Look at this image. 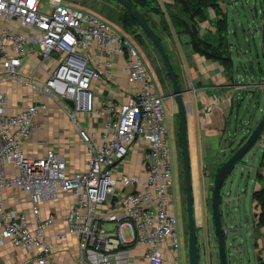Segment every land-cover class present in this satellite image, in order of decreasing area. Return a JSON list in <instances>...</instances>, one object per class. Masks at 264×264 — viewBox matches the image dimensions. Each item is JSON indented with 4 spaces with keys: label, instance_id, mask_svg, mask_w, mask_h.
<instances>
[{
    "label": "built area",
    "instance_id": "2783aa9c",
    "mask_svg": "<svg viewBox=\"0 0 264 264\" xmlns=\"http://www.w3.org/2000/svg\"><path fill=\"white\" fill-rule=\"evenodd\" d=\"M92 49L97 60L93 67ZM118 58L129 81L139 87L122 102L99 99L92 83L101 76L113 79ZM3 85L28 87L61 106L74 125L87 114L101 120L102 127L77 130L86 153L85 169L68 173L54 149L48 148L42 157L22 150L48 105L33 103L10 114L9 96L0 89V247L7 242L20 251L18 264H50L53 245L48 231L57 217L41 218L40 206L69 193L72 207L63 218L64 230L54 238L76 239L78 264H130L135 245L145 247L144 264H168L166 256L178 264L165 97L132 43L102 18L64 0H0ZM231 102L229 95L223 99V104ZM212 109L211 103L203 111L210 114ZM139 146L146 149L141 173L119 172ZM6 190L27 196L30 217L5 207ZM114 198L118 211L100 217L98 207ZM103 222L112 229L105 230Z\"/></svg>",
    "mask_w": 264,
    "mask_h": 264
},
{
    "label": "crops",
    "instance_id": "0c3cea01",
    "mask_svg": "<svg viewBox=\"0 0 264 264\" xmlns=\"http://www.w3.org/2000/svg\"><path fill=\"white\" fill-rule=\"evenodd\" d=\"M142 1L146 4L145 7L135 6L134 11L159 37L175 72L179 88L185 92L182 98L187 105V132L195 220L197 225L200 224V231L203 230L205 236L207 264H219L217 241L211 218L214 178L220 166L239 148V146L236 148L239 143L241 145L244 143L264 113V105L261 106V97L264 94V70L257 62L260 54L264 59V24L258 30L261 34V51L255 49L256 62L259 65L262 79L256 81L257 78L253 77V65L250 66V74L249 72L245 74V71L239 73V67L245 65H242L243 61L240 60L244 57L241 42H245V28L248 18L244 6L247 4V0ZM258 1L261 5L260 10H250L253 21L254 16H258L259 13L263 16L264 0ZM71 6L79 8L78 6ZM153 10L159 11V14L152 12ZM161 15L168 23L167 32L161 29ZM222 16L225 17L226 32L220 35L218 22ZM176 20L180 23L177 24ZM111 27L126 39H129L131 29L139 28H124L118 19ZM193 38L198 45L211 46L212 49L218 46L222 48L223 52H220V55L219 53L218 55L210 53V57H205L194 50ZM233 47H236L238 51L237 65L234 63ZM93 50L90 52V66L92 67L97 61ZM218 56L223 59L229 58L231 68H224L216 59ZM28 62L33 65L32 59ZM146 67L153 77L158 91L165 98L169 97L165 95L159 81L157 83L155 80V78L158 80L156 74L148 66ZM113 76L111 80L101 76L97 81H94L91 87L92 93L99 99L112 98L122 102L129 93L136 91L139 87L138 84L129 81L123 69L121 58L116 61ZM250 78L254 81L249 80ZM233 79L248 80V82L232 84ZM0 89L9 96L8 113L10 114L17 113L28 105L38 102L45 103L49 107L48 112L38 116L36 131L23 144L22 150L25 155L42 157L48 148H52L64 159L68 173L85 169L86 153L81 145L77 130L101 129V120L83 114L80 115L78 124L74 125L61 106L33 93L28 87L3 85ZM238 91L239 93H237ZM226 95L233 98L232 104L229 106L223 104L222 99ZM214 100H218L219 103L214 104ZM234 102L238 103L236 112L233 110ZM211 103L213 107L211 113L205 114L204 107ZM65 104L68 105L62 103L64 106ZM175 108L173 105L171 115L173 114L172 120H174V132L176 134V130H180V121L179 112ZM59 111L63 113L64 121L59 119ZM176 119L178 120V127L175 126ZM166 121L169 136L167 114ZM255 146V150L242 160L222 188L220 205L222 224L227 233L232 236L231 240L237 239L234 248L236 252L234 264H264V226L259 227L257 225L261 209L253 199L255 192L264 189V132ZM233 148H236L234 152L232 151ZM145 158V146H139L129 155L126 165L119 167L118 171H124L130 175L140 174ZM176 199L177 195L174 193L170 211L178 218L180 214H184L186 206L181 186L179 197ZM116 200L118 199L114 198L110 203L99 206L98 215L104 218L110 213L118 211ZM2 201L7 209L16 210L28 217L31 216L29 199L23 192L6 190L3 193ZM72 203V195L68 193L60 194L56 199L47 201L40 206L41 218L51 214L57 217V222L48 231L53 245L50 264H78L76 239L70 237L66 241H58L54 238L55 234L64 230L63 218L72 207ZM102 225L107 231L113 227L107 222H103ZM107 226L110 228L106 229ZM247 237L250 240V245L247 243L245 245ZM213 239L214 244L212 242L211 246L208 245V240ZM144 250V246L135 245L130 253V264H144L141 261ZM20 257V251L13 248L9 243L6 242L0 247L1 264H18ZM166 259L168 264H172L170 256H166Z\"/></svg>",
    "mask_w": 264,
    "mask_h": 264
},
{
    "label": "rangeland",
    "instance_id": "374dc122",
    "mask_svg": "<svg viewBox=\"0 0 264 264\" xmlns=\"http://www.w3.org/2000/svg\"><path fill=\"white\" fill-rule=\"evenodd\" d=\"M64 1L68 4L78 6L79 8H81L87 12L95 14L96 16L102 18L104 21H106L111 26H112V24H114V22L117 21L118 16L120 14L124 13V8L119 3L111 2L108 0H64ZM246 3L247 4L244 6V9L246 11L248 21H247V26L245 28V42H243V41L241 42L242 51L244 52V57L242 58V60H240V61H243L242 65H244V64L245 65L242 67L241 66L239 67V73H242L243 71H245L244 73L247 74L249 72L250 66L253 65V67H252L253 68V77L257 78L256 81L257 80L259 81L260 78L262 79V76H261L260 71H259L258 63L261 65L262 69L264 70V59H263L262 54H260L259 60L257 61V58L255 56L256 55L255 49H257V51L258 50L261 51V45H260L261 44V34H260V31H258V30L262 27L263 16L261 15V13H259L258 16H254V21H253L252 20L253 16H252V13H250V10H253V9L254 10L255 9L260 10L261 5L259 4L258 0H247ZM128 40L132 44L134 42L133 45L136 46V47L135 46L134 47L139 52L140 57H141L144 65L148 66L149 69L152 70L156 74V77L158 78V80L156 78H155V80L157 81V83L159 81L163 91L165 92V95L166 96L171 95L172 86H171L170 79H169V77H168V75H167V73L163 67L161 58H160L159 54L157 53L156 49L154 48V46L152 45V43L146 38L144 33L139 28L131 29ZM239 40H240V38H239ZM247 46H248V48H247ZM247 50H248V52H247ZM208 51L212 54H217V55H218V53L220 55V52H223L222 48H219L218 46L216 48H213V49L211 48V46H209ZM232 52L234 54L233 58L235 59L234 63H235V65H237V61H236V57H238L237 48L233 47ZM248 53H249V55H248ZM154 73H153V75H154ZM249 74H250V72H249ZM249 80H253V79L250 78ZM237 82L247 83L248 80H241L240 81V79L239 80L233 79L231 81L232 84L237 83ZM238 87H240V86H238ZM237 93H239V91ZM226 96H224L223 99ZM232 101H233V98H232ZM231 104H232V102H231ZM173 105L176 107L175 109L178 112V108H177L175 101L169 97L165 98L164 107H165V112L167 114L168 126H169V130H170L169 131V143H170V149L172 152V159L171 160H172V172H173V187H174V193L177 195V199H178L179 193H180V186H181V189L184 193L185 203H186L185 181H184L183 164H182V156H181V137L179 135V133H180L179 129L176 130V134L174 132V120H172L173 114L171 115ZM263 105H264V94L261 97V106H263ZM237 109H238V103L234 102V104H233L234 112H236ZM59 112H60L59 119L61 121H64V117L62 115L63 113L61 111H59ZM175 126L178 127V120L177 119L175 121ZM255 148H256V146H254L245 155V157H247V155L251 154L252 151L255 150ZM241 162H242V160H241ZM105 228L109 229L110 226H107ZM202 231L203 230L200 231V224L198 223V225H197V242L199 245V251H198L199 264H207V248L205 245V236H204V233ZM212 232H213V230H212ZM177 238H178V262H179V264H188V255H187L188 224H187V217H186V206H185L184 214L183 215L180 214V216L177 218ZM227 238H228V240H227L228 261L230 264H234V262H236V252L233 249H231V243H230L231 241L230 240H231L232 236L229 233H227ZM246 240L247 241L245 242V245H246V243L248 245H250V240L248 237L246 238ZM212 242L214 244V239L211 241L208 240V245L211 246ZM208 245H207V247H208Z\"/></svg>",
    "mask_w": 264,
    "mask_h": 264
},
{
    "label": "water",
    "instance_id": "95a60500",
    "mask_svg": "<svg viewBox=\"0 0 264 264\" xmlns=\"http://www.w3.org/2000/svg\"><path fill=\"white\" fill-rule=\"evenodd\" d=\"M119 3L130 17L138 24L146 38L152 43L157 53L159 54L163 67L170 79L172 85V93L169 98L173 99L178 107L180 133H181V156L183 164V173L185 181V198H186V217L188 224V244L187 255L188 264H199L198 244H197V225L195 220V203L192 183V173L189 155V143L187 132V105L183 101L184 91L180 90L175 72L170 64L167 54L164 51L162 43L157 34L152 28L142 20L132 8L128 0H108ZM263 24H264V7H263ZM264 26V25H263ZM263 49H264V34H263ZM70 104V103H69ZM264 132V113L256 126L253 128L244 143L220 166L218 169L213 185L212 202H211V218L214 226V235L217 241V249L219 256V264H230L228 261L227 251V230L224 228L221 219V196L222 188L239 165L245 155L256 145ZM237 239L231 240V249L234 250ZM1 264V261H0Z\"/></svg>",
    "mask_w": 264,
    "mask_h": 264
},
{
    "label": "trees",
    "instance_id": "16d2710c",
    "mask_svg": "<svg viewBox=\"0 0 264 264\" xmlns=\"http://www.w3.org/2000/svg\"><path fill=\"white\" fill-rule=\"evenodd\" d=\"M130 2V4L132 5V8L134 9L135 6H140V7H145V3L142 0H128ZM152 12L159 14V11L153 10ZM138 15V14H137ZM139 16V15H138ZM140 17V16H139ZM141 18V17H140ZM142 19V18H141ZM143 20V19H142ZM118 21L119 23L124 27V28H131V27H139L138 24L130 17V15L125 11L124 9V13L120 14L118 16ZM177 24H179L180 22L178 20L175 21ZM160 26L161 29L164 32H167L168 30V23L166 21V19L163 17V15H161V20H160ZM218 32L219 34H223L224 32H226V22H225V17H221V20L218 22ZM192 46L194 48V50L196 52H198L199 54L205 56V57H210V52L208 51V46L203 45V44H196L194 38L192 40ZM212 54V53H211ZM215 55V54H214ZM216 59H218L220 61V64L226 68V69H230L231 68V61L229 58H221L220 56H218ZM180 137H181V133H179ZM232 145V143H231ZM241 143H239L236 148L239 146L240 147ZM235 148V149H236ZM234 148L232 149V151L234 152L235 150ZM253 199L256 201V203L258 204V206L261 209V212L258 216V223L257 225L259 227H263L264 226V189L257 191L253 194ZM198 244V242H197ZM198 251H199V245H198Z\"/></svg>",
    "mask_w": 264,
    "mask_h": 264
},
{
    "label": "bare ground",
    "instance_id": "6f19581e",
    "mask_svg": "<svg viewBox=\"0 0 264 264\" xmlns=\"http://www.w3.org/2000/svg\"><path fill=\"white\" fill-rule=\"evenodd\" d=\"M263 11V10H262ZM194 175V174H193ZM196 178V177H195ZM197 211H198V209H197Z\"/></svg>",
    "mask_w": 264,
    "mask_h": 264
}]
</instances>
